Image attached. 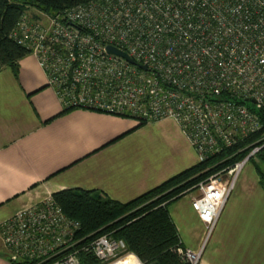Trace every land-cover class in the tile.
Returning a JSON list of instances; mask_svg holds the SVG:
<instances>
[{
	"label": "built area",
	"instance_id": "obj_1",
	"mask_svg": "<svg viewBox=\"0 0 264 264\" xmlns=\"http://www.w3.org/2000/svg\"><path fill=\"white\" fill-rule=\"evenodd\" d=\"M36 16L25 13L12 38L37 58L65 109L138 122L173 118L198 163L262 131L258 114L242 101L264 109V0H94L47 21ZM260 142L264 135L223 155L197 184L192 206L206 234L199 251L186 250L191 264H200L243 169L264 147ZM251 146L248 156L234 160ZM0 240L11 263L144 264L124 240L84 234L52 196L0 223Z\"/></svg>",
	"mask_w": 264,
	"mask_h": 264
},
{
	"label": "crops",
	"instance_id": "obj_2",
	"mask_svg": "<svg viewBox=\"0 0 264 264\" xmlns=\"http://www.w3.org/2000/svg\"><path fill=\"white\" fill-rule=\"evenodd\" d=\"M62 112L35 56L22 59L16 73L0 71V223L65 189L129 202L198 164L173 118L140 124L104 112ZM195 197L169 211L183 245L199 251L206 225ZM0 264H10L1 240ZM200 264H264V182L255 165L243 169Z\"/></svg>",
	"mask_w": 264,
	"mask_h": 264
},
{
	"label": "trees",
	"instance_id": "obj_3",
	"mask_svg": "<svg viewBox=\"0 0 264 264\" xmlns=\"http://www.w3.org/2000/svg\"><path fill=\"white\" fill-rule=\"evenodd\" d=\"M92 1L94 0H0V71L9 68L16 73L20 61L31 55L27 48L12 38L13 31L30 9L55 16ZM34 17L37 18L36 14ZM242 103L256 111L263 129L235 149L227 150L205 163H198L129 202H119L84 189L61 190L54 193L52 198L66 215L80 221L84 234L107 233L115 239H122L128 250L135 253L144 264H191L185 255L187 248L181 241L169 206L191 193L197 184L208 178L211 170H206L223 155L247 147L264 135V109H256L245 100ZM71 110L75 109L64 108L62 113ZM255 146L245 149L234 160H243ZM252 160L264 182V147Z\"/></svg>",
	"mask_w": 264,
	"mask_h": 264
},
{
	"label": "water",
	"instance_id": "obj_4",
	"mask_svg": "<svg viewBox=\"0 0 264 264\" xmlns=\"http://www.w3.org/2000/svg\"><path fill=\"white\" fill-rule=\"evenodd\" d=\"M107 49H108L109 53L121 56L122 58L126 59L130 63L135 64L134 60L127 53L123 52L122 50H120L114 46H108ZM140 67L144 70L147 69L146 65H141ZM252 102L255 103L254 100Z\"/></svg>",
	"mask_w": 264,
	"mask_h": 264
},
{
	"label": "rangeland",
	"instance_id": "obj_5",
	"mask_svg": "<svg viewBox=\"0 0 264 264\" xmlns=\"http://www.w3.org/2000/svg\"><path fill=\"white\" fill-rule=\"evenodd\" d=\"M37 12H38V11H37L36 9H30V11H28L27 13L30 14L31 16H34L35 14H36V15L38 14ZM39 15H40V13H39ZM40 16H42V17L44 18V20L47 21L46 18H48V17H50V16H52V15L49 16L48 14H47V15L42 14V15H40ZM249 164H251V165H255L253 160H251V161L249 162ZM262 168H263V170H264V167H262ZM192 195H193L194 197L199 195V191H198L197 188H193L192 191H191V193H189V194L187 195V197L192 198V197H193ZM8 259H9V258H8ZM9 263L11 264L10 261H9Z\"/></svg>",
	"mask_w": 264,
	"mask_h": 264
}]
</instances>
